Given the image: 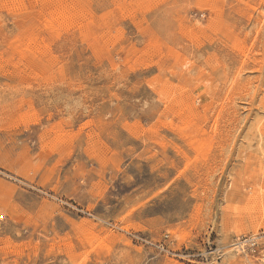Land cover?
I'll return each instance as SVG.
<instances>
[{"label": "rangeland", "instance_id": "obj_1", "mask_svg": "<svg viewBox=\"0 0 264 264\" xmlns=\"http://www.w3.org/2000/svg\"><path fill=\"white\" fill-rule=\"evenodd\" d=\"M0 264H264V0H0Z\"/></svg>", "mask_w": 264, "mask_h": 264}, {"label": "built area", "instance_id": "obj_2", "mask_svg": "<svg viewBox=\"0 0 264 264\" xmlns=\"http://www.w3.org/2000/svg\"><path fill=\"white\" fill-rule=\"evenodd\" d=\"M171 244L172 242H171L170 234L166 233L163 235L162 240L154 246L161 254L165 256L177 257V254L173 250L169 249Z\"/></svg>", "mask_w": 264, "mask_h": 264}, {"label": "bare ground", "instance_id": "obj_3", "mask_svg": "<svg viewBox=\"0 0 264 264\" xmlns=\"http://www.w3.org/2000/svg\"><path fill=\"white\" fill-rule=\"evenodd\" d=\"M245 244H242V245H240L238 248L239 249H243V246H244Z\"/></svg>", "mask_w": 264, "mask_h": 264}]
</instances>
